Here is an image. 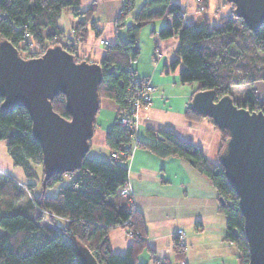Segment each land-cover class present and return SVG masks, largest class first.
<instances>
[{
  "label": "trees",
  "instance_id": "16d2710c",
  "mask_svg": "<svg viewBox=\"0 0 264 264\" xmlns=\"http://www.w3.org/2000/svg\"><path fill=\"white\" fill-rule=\"evenodd\" d=\"M203 3L206 11L209 0ZM133 4L134 0H124V12L117 15L115 25L125 27V35H117L105 45L100 60V99L110 98L118 106L116 121L105 135L109 159L86 155L77 170L45 179L43 148L34 137L29 112L24 107L4 111L0 98V141L5 142L14 164L27 177L21 181L0 168L4 174L0 181V227L5 230L0 235V264H81L77 241L88 246L100 264H140L139 255L148 246L144 216L137 208L129 210L127 197L121 193L128 180L134 139L138 147L162 158L176 156L186 160L210 180L217 191L219 211L226 216L225 239L240 250V263L248 264L244 216L238 195L228 183L225 168L219 161L229 135L227 129L215 125L210 117L194 112L191 106L186 109L187 117L207 118L220 132L218 157L212 160L199 146L183 140L172 129H147L149 138L144 140L136 137L134 130L121 124L118 118L129 113L133 78L138 75L133 62L141 52L140 32L145 24L172 15V25L165 24L158 31L161 38L175 35L178 38L176 57L170 67L175 68L181 62L179 75L183 84L198 81L194 92L215 89L217 97H221L230 92L232 84L264 80V56L260 55V51L264 52V23L254 32L234 14L233 5L232 11L218 23L212 24L206 18L198 27L186 23V9L178 0H145L127 24L125 20ZM95 9L94 2L82 9L81 0H0V40H10L26 58L40 56L49 47L62 44L80 61L83 59L79 57V49L90 31L97 37L102 34L92 20ZM64 11L72 18L75 33L68 41L62 39L64 31L59 25ZM52 102L57 112L71 117L64 93L55 96ZM235 102L251 111L264 107V98L257 96L256 88ZM114 152L116 156L112 155ZM39 165L42 174L37 168ZM64 175L70 176L66 183H63ZM40 184L41 191L35 193ZM55 187V193L48 192ZM58 218L65 219L66 223L58 224ZM45 219L53 226L41 224ZM115 226H124L133 237L122 253L111 248L109 232ZM184 248L185 243L176 235L174 249L178 257L182 258Z\"/></svg>",
  "mask_w": 264,
  "mask_h": 264
},
{
  "label": "crops",
  "instance_id": "0c3cea01",
  "mask_svg": "<svg viewBox=\"0 0 264 264\" xmlns=\"http://www.w3.org/2000/svg\"><path fill=\"white\" fill-rule=\"evenodd\" d=\"M93 2L96 9L92 20L102 30L99 37L114 41L116 35L124 36L125 27L116 29L115 26V19L122 11L124 0H81L82 9L89 8ZM144 2L145 0H135V9ZM185 9V21L196 24L201 14L196 4L191 6L189 0V7ZM231 11L230 6H224L222 10L206 11V17L214 24ZM134 12L127 15V24L133 20ZM164 23L170 25L171 20L152 22L150 35L147 30L142 32V29L140 32L141 52L133 62V68L139 76L149 77L156 85V91L151 104L139 112L137 136L148 140L147 129L169 128L183 140L199 146L207 157L216 160L221 145L220 132L207 118L186 116V109L190 106L198 85L181 82V62L175 68L170 67L176 57L178 38L176 35L169 38L159 37L158 31ZM59 25L64 31V41L75 37L73 20L67 12L64 11L61 15ZM96 38L98 37L95 32L90 31L79 52L85 51L93 60L99 61L104 47L98 44ZM105 105L109 110L102 113ZM117 111L118 106L114 100L101 98L88 152L90 157L110 158L105 135L116 121ZM131 147L127 184L135 208L144 216L148 244L139 255V263L241 264L240 250L225 239L226 216L219 211L217 191L210 180L180 157L162 158L148 149L138 147L136 141L132 142ZM0 168L16 175L21 181L27 180L23 169L15 165L9 156L4 141H0ZM178 228L185 230L182 258L178 257L174 249ZM109 238L112 250L117 253L124 252L133 240L124 226L111 228Z\"/></svg>",
  "mask_w": 264,
  "mask_h": 264
},
{
  "label": "water",
  "instance_id": "95a60500",
  "mask_svg": "<svg viewBox=\"0 0 264 264\" xmlns=\"http://www.w3.org/2000/svg\"><path fill=\"white\" fill-rule=\"evenodd\" d=\"M233 12L254 32L264 23V0H227ZM100 62L77 60L62 44L26 58L8 39L0 40L1 107H24L33 121L34 137L43 148L45 179L73 172L88 155L100 107ZM66 96L71 117L53 108V98ZM191 109L210 117L229 135L219 161L238 195L249 246L248 264H264V107L238 106L231 93L217 97L215 89L193 93ZM81 264H100L88 246L77 241Z\"/></svg>",
  "mask_w": 264,
  "mask_h": 264
},
{
  "label": "rangeland",
  "instance_id": "374dc122",
  "mask_svg": "<svg viewBox=\"0 0 264 264\" xmlns=\"http://www.w3.org/2000/svg\"><path fill=\"white\" fill-rule=\"evenodd\" d=\"M183 4H185L184 6H185V8L186 7H189V0H180ZM196 4V8H197V10L198 11H200L201 12V14H200V16H198V19H197V21H196V26H198V27H200V26H202L203 25V23H204V21L205 20H209V22H210V19L209 18H207L206 16H207V12L206 11H208V10H210L211 12H213V11H217V10H222L223 9V7L224 6H230V8H231V10H232V7H233V4L232 3H230V2H228L227 0H209V7H208V9L206 10V11H204V3H203V0H190V4H191V6H192V4ZM201 6H203V8L201 9V7H200V5ZM124 5V4H123ZM199 6V7H198ZM123 9V8H122ZM132 10V12H134V10H135V0H134V4H133V9H131ZM122 13L124 12L123 10L121 11ZM120 12V13H121ZM119 13V14H120ZM121 13V14H122ZM131 13V12H130ZM129 13V14H130ZM198 14V13H197ZM207 18V19H206ZM170 21L171 20V25H172V15H169V16H167V17H162V18H157V19H155L154 21H156V22H158V23H162L163 21L164 22H166V21ZM154 21H151V22H149V23H147V24H145L143 27H142V32H144V30H147L148 32H147V34L148 35H150V30L152 29V27L150 26V24H152V22H154ZM186 23H188V22H186ZM211 23V22H210ZM166 23H164V24H161V26H160V29L162 28V26L163 25H165ZM116 26V25H115ZM150 26V27H149ZM116 29H119L118 27L116 28ZM117 36V35H116ZM102 38H104V37H98V38H96V40H97V42H98V44L99 45H103V47L105 46V45H107V44H109V43H102L101 42V39ZM106 39V38H105ZM141 40V39H140ZM110 42V41H109ZM141 44V43H140ZM81 45H83V44H81ZM145 46V45H144ZM24 54L25 55H27V53L26 52H24ZM79 57L80 58H82V59H87V58H89L90 60H93L92 59V57H91V55L89 54V55H87V53H85V51L83 52L82 50H81V53L79 52ZM260 55H262V56H264V52H262V51H260ZM101 60V59H100ZM100 60L99 61H97V62H100ZM93 61H95V60H93ZM198 81H195V82H192V83H190L191 85H193V86H197L198 85ZM252 88H256V93H257V96L260 98V99H263L264 98V80L263 79H260V80H258V81H256V82H254V83H248V84H232L231 86H230V92L229 93H231L233 96H234V98L235 99H237V100H241V99H243V98H245L246 97V95H247V92L250 90V89H252ZM103 98V97H102ZM105 98V97H104ZM101 100V99H100ZM101 110V109H100ZM109 110V108H108V106L107 105H105V106H103V108H102V113L103 112H107ZM91 140H92V138H91ZM134 141H135V139H134ZM133 142V141H132ZM91 143V142H90ZM132 144V143H131ZM113 155V154H112ZM114 156V155H113ZM37 168L39 169V172L41 173V166L39 165V166H37ZM4 173V172H3ZM42 174V173H41ZM3 176H4V174H2V172H0V181L2 180V178H3ZM19 179V178H18ZM69 179H70V176L69 175H64V177H63V183H66L67 181H69ZM20 180V179H19ZM34 182H38V181H34ZM23 183V182H22ZM41 183V182H40ZM128 186V184H126V186L125 187H127ZM129 187V186H128ZM124 188V187H123ZM41 191V184L40 185H38V187L35 189V193H39ZM55 191H56V187L55 188H52V189H48V192L49 193H55ZM122 191V190H121ZM122 193V192H121ZM123 195V194H122ZM125 196V195H124ZM126 197V196H125ZM133 197V196H132ZM134 201V200H133ZM25 202V199L23 200V203ZM135 206V205H134ZM57 222H58V224H61V225H64L65 223H66V221H65V219H60V218H58L57 219ZM41 224H46V225H51V224H53V223H51L50 221H49V219H45V220H43V221H41ZM128 230V229H127ZM5 232V230L3 229V228H1L0 227V235L1 234H3ZM128 232L131 234V232L128 230Z\"/></svg>",
  "mask_w": 264,
  "mask_h": 264
},
{
  "label": "built area",
  "instance_id": "2783aa9c",
  "mask_svg": "<svg viewBox=\"0 0 264 264\" xmlns=\"http://www.w3.org/2000/svg\"><path fill=\"white\" fill-rule=\"evenodd\" d=\"M200 7L201 9L203 8V6L201 5ZM101 42L109 43V40L102 38ZM132 86L134 87L132 90V96L130 97L131 105H130L129 113L118 118V121L121 124L132 128L136 136L139 112L142 108L148 107L151 104L154 98V93L156 91V85L151 81L149 77L137 75L134 76L133 78ZM113 155L116 156L117 153L114 152ZM121 192L123 195L127 197V208L129 210H133L135 206L130 188L128 186L124 187L122 188ZM177 235L180 238L181 242H184L183 240H184L185 230L183 228H178Z\"/></svg>",
  "mask_w": 264,
  "mask_h": 264
},
{
  "label": "bare ground",
  "instance_id": "6f19581e",
  "mask_svg": "<svg viewBox=\"0 0 264 264\" xmlns=\"http://www.w3.org/2000/svg\"><path fill=\"white\" fill-rule=\"evenodd\" d=\"M136 137H137V135H136Z\"/></svg>",
  "mask_w": 264,
  "mask_h": 264
}]
</instances>
